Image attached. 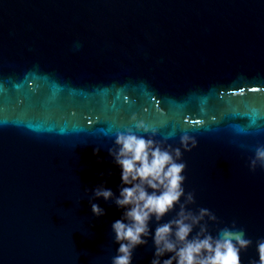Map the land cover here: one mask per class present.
Returning a JSON list of instances; mask_svg holds the SVG:
<instances>
[{
  "label": "water",
  "instance_id": "1",
  "mask_svg": "<svg viewBox=\"0 0 264 264\" xmlns=\"http://www.w3.org/2000/svg\"><path fill=\"white\" fill-rule=\"evenodd\" d=\"M139 122L165 145L196 139L181 149L188 207L216 215L213 235L235 221L243 264L256 259L264 0H0V264H111L122 210L93 192L119 194L109 149ZM154 250L149 237L132 264Z\"/></svg>",
  "mask_w": 264,
  "mask_h": 264
},
{
  "label": "clouds",
  "instance_id": "2",
  "mask_svg": "<svg viewBox=\"0 0 264 264\" xmlns=\"http://www.w3.org/2000/svg\"><path fill=\"white\" fill-rule=\"evenodd\" d=\"M154 135L143 122L136 124L135 131L117 132L109 155L120 169L119 194L103 184L93 192V199L112 201L122 210L120 219L111 225L119 245L111 264H132L134 250L147 244L149 237L155 249L150 264H243L241 254L252 245L245 229L237 228L234 221L213 235L208 222H217L216 215L207 208L193 212L188 207L195 197L183 186L187 165L182 156L197 147L196 139L184 135L180 146L172 147L153 139ZM257 167L264 169V145L255 149L249 162L250 171ZM90 204L94 216L105 215L98 204ZM177 207L175 215L161 223ZM153 219L157 224L154 232L150 228ZM256 253L257 258L249 259L248 264H264V238L256 241Z\"/></svg>",
  "mask_w": 264,
  "mask_h": 264
}]
</instances>
